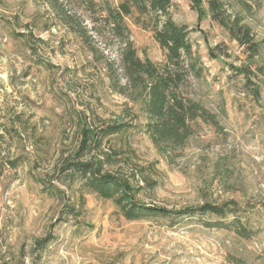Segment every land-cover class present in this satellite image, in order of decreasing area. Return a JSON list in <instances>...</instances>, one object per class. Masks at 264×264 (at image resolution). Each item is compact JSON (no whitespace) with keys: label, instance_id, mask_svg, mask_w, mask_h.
Listing matches in <instances>:
<instances>
[{"label":"rangeland","instance_id":"obj_1","mask_svg":"<svg viewBox=\"0 0 264 264\" xmlns=\"http://www.w3.org/2000/svg\"><path fill=\"white\" fill-rule=\"evenodd\" d=\"M122 1L0 0V264H264V0H247L242 14L260 44L254 58L211 19L207 0L204 15L194 0H171L198 59L184 92L220 124H193L172 161L151 142L140 106L118 93L121 45L103 18ZM136 17L126 25L138 56L164 63ZM121 122L133 126L98 150L106 171L135 175L139 198L170 211L235 201L251 237L209 228V216L129 221L113 201L66 183L82 130Z\"/></svg>","mask_w":264,"mask_h":264},{"label":"trees","instance_id":"obj_2","mask_svg":"<svg viewBox=\"0 0 264 264\" xmlns=\"http://www.w3.org/2000/svg\"><path fill=\"white\" fill-rule=\"evenodd\" d=\"M194 1L193 5L204 15L203 0ZM207 5L211 19L244 47L250 58L259 54L260 44L255 41L251 28L242 17L250 8L247 0H207ZM172 8L171 0H123L117 7L107 4L104 8L106 16L103 18L104 26L121 45L119 57L123 83L119 85L118 93L140 106L146 117V133L159 154L170 161L182 156V151L193 135V124L203 122L216 129L220 128L217 115L184 92L189 77L196 75L198 59L190 42L191 31L186 25L173 20ZM233 8L239 11H230ZM131 16H137V24L153 32L155 41L165 52L164 63L157 64L149 58L141 59L138 56L126 25V19ZM67 18L64 15L63 19ZM94 21L96 26H101V21ZM74 30L88 44L87 30L83 27ZM237 71L245 74L244 69ZM130 126L133 124L121 122L106 125L99 130L84 128L77 150L66 160L62 170L66 175L65 182L78 180L83 190L103 200L113 201L129 221L171 217L180 223L197 216L199 220L209 216L211 219L205 220V226L234 231L245 239L251 237L252 231L248 228L250 217L241 213L235 201L222 205L207 203L170 211L146 204L139 198L143 187L133 183L135 175L127 177L106 171L109 155L101 156L98 153L102 141L127 132ZM3 129V133L0 130V142L5 140L8 133L7 128ZM10 164L14 166V163Z\"/></svg>","mask_w":264,"mask_h":264}]
</instances>
